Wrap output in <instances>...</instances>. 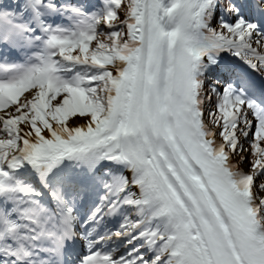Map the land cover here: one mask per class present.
<instances>
[{
  "label": "snow or ice",
  "instance_id": "6c2138e0",
  "mask_svg": "<svg viewBox=\"0 0 264 264\" xmlns=\"http://www.w3.org/2000/svg\"><path fill=\"white\" fill-rule=\"evenodd\" d=\"M0 264H264V0H0Z\"/></svg>",
  "mask_w": 264,
  "mask_h": 264
},
{
  "label": "rangeland",
  "instance_id": "374dc122",
  "mask_svg": "<svg viewBox=\"0 0 264 264\" xmlns=\"http://www.w3.org/2000/svg\"><path fill=\"white\" fill-rule=\"evenodd\" d=\"M245 167H246V165H245Z\"/></svg>",
  "mask_w": 264,
  "mask_h": 264
}]
</instances>
